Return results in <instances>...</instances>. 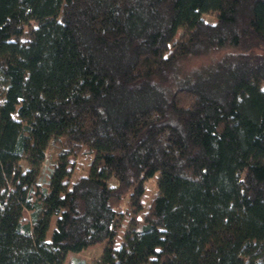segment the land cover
<instances>
[{
	"label": "trees",
	"instance_id": "16d2710c",
	"mask_svg": "<svg viewBox=\"0 0 264 264\" xmlns=\"http://www.w3.org/2000/svg\"><path fill=\"white\" fill-rule=\"evenodd\" d=\"M105 239L264 264V0H0V264Z\"/></svg>",
	"mask_w": 264,
	"mask_h": 264
},
{
	"label": "rangeland",
	"instance_id": "374dc122",
	"mask_svg": "<svg viewBox=\"0 0 264 264\" xmlns=\"http://www.w3.org/2000/svg\"><path fill=\"white\" fill-rule=\"evenodd\" d=\"M198 59L194 58V62H197ZM154 179L146 181V195L147 197H151L154 192H156ZM154 184V185H153ZM55 217H53L52 225H54ZM52 228L49 230V235L51 234ZM124 237V230L123 228L119 229V237L117 238L118 244L122 242ZM107 244V240H102L97 243L91 244L79 251H70L65 264H98V261L101 259L102 254L105 250Z\"/></svg>",
	"mask_w": 264,
	"mask_h": 264
}]
</instances>
